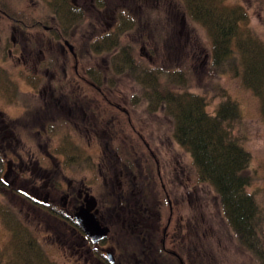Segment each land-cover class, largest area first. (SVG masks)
I'll list each match as a JSON object with an SVG mask.
<instances>
[{
  "label": "flooded vegetation",
  "instance_id": "af4514ba",
  "mask_svg": "<svg viewBox=\"0 0 264 264\" xmlns=\"http://www.w3.org/2000/svg\"><path fill=\"white\" fill-rule=\"evenodd\" d=\"M145 2L0 0V213L13 227L25 226L31 241L42 235L38 241L64 252L68 263L172 264L176 257L184 264L174 248L185 251L188 262L191 249L202 245L203 232L196 226L177 243L185 222L174 221L173 215L186 193L190 200L189 173L181 168L183 189H177L173 202L175 191L165 171L145 153L142 162L138 148L128 150L143 140L153 151L126 106L139 107L141 93L133 94L140 96L137 100L127 99L115 81L116 72L125 73L111 63L116 52H104L105 66L89 52V21L104 27L103 44L120 43L127 16ZM127 131L137 136L134 143L124 140ZM118 139L121 146L115 144ZM77 153L86 154L85 164L68 160L67 154ZM94 155L96 160L89 162ZM89 171L98 172L99 190ZM84 214L89 232L78 221ZM18 261L27 259L14 257Z\"/></svg>",
  "mask_w": 264,
  "mask_h": 264
},
{
  "label": "rangeland",
  "instance_id": "374dc122",
  "mask_svg": "<svg viewBox=\"0 0 264 264\" xmlns=\"http://www.w3.org/2000/svg\"><path fill=\"white\" fill-rule=\"evenodd\" d=\"M225 1L231 5L239 4L243 6V9H246L247 18L241 22V30L246 31L248 29L246 27L254 28L264 40V0ZM145 3L146 6H136L135 10L129 13L130 16H127L126 19L124 36L121 37L118 48H113L109 51L104 48H101V50L96 49L97 45L101 47L103 45V41H101L102 35L100 34L104 27L99 23H91L89 21V52H92L94 57H99L97 60L102 66H105L107 61L103 59L107 56L106 53L116 52L117 54L119 51H124L119 57L116 54L110 57L114 66L118 62L120 63L127 54L124 49L120 48L123 47L129 48L130 52L132 51L135 55H141L144 58V62H141L143 65H151L153 68H157V65L174 66L181 70L183 69L186 75L181 77L179 72L178 76L176 75L179 80L177 83L183 86L188 84L186 87L189 89L198 93H206L210 111H213L217 103L227 97L237 101L242 114V125L238 128V133L244 137L243 143L251 153L248 171L252 173L253 179L249 189L257 188L258 192H260L259 195L264 196V116L261 110L260 98L243 83L240 75H236V73L227 69L218 71L213 66L211 61L212 35L207 26L194 18L185 0H146ZM128 56H131V54ZM117 59L119 60L117 61ZM117 78L118 83L128 96L127 99L137 100L135 97L140 98V96L133 97L136 92L141 93V85L138 87L139 82L133 77L132 72L125 70L124 75L123 73L117 75L116 72L115 81ZM137 89L139 90L137 91ZM141 101L143 100L141 99ZM126 106L129 110L132 109V121L136 128L140 130L142 138L153 147V151L150 153L141 139L142 141L139 140V142L141 141L142 146L136 144L133 148L128 147V150L135 151L138 148L142 162H145V158L142 156L145 153L150 163L153 165L158 163L162 173L165 171L167 175L165 181H170L168 183L175 191L172 194L173 202L177 200L176 197L179 194L177 189H183L181 186V168L189 173V183L192 187L191 189H193L188 196L190 200L187 199V193L186 195L184 194L183 203L178 208H175L173 215L174 221L185 222L183 231L177 235V243H179L183 235L186 237L187 231L194 230L193 227L197 224L203 232V236H201L203 240L199 241L203 242L208 248L205 252L210 254L208 256H211L210 261H212V264H260L252 252L246 250L232 236L231 228L223 215L213 185L208 181L199 180L191 153L174 137L172 118L165 114L163 109L150 110V108L145 106L144 102L139 107H133L128 102ZM128 131L123 135L124 140L127 142L133 141L134 143V137L137 136H130ZM115 144L121 146V140H115ZM96 157L94 155L90 159L89 156V162L96 160ZM67 158L74 163L85 164L87 162L86 154L81 155V157L79 153L67 154ZM97 176V171H89V178L95 180ZM93 179L92 181H94ZM173 180L174 183L172 185L171 181ZM93 183L97 184L96 188L98 190L100 187L102 188L101 180H95ZM160 185L161 181L158 180L155 186L156 196L158 197L163 195ZM172 189L170 188L169 191H172ZM164 213L162 214L163 223L166 222L169 213L168 207L164 209ZM16 220L20 222V220ZM13 226L12 222L2 217L0 213V251L7 250V247L10 248L0 264H49V262L53 264V262L49 261L50 258L59 260L55 264H74L68 263L65 260L64 252H61L58 248L45 245V242L41 240L38 241L39 238L42 239V235L35 237L36 243L40 245L38 246L40 250H34L29 255L27 254L28 256L24 255L25 257H23L27 261L15 263V256L12 250V248L15 249V246L12 247L11 245L12 242L14 243L18 239L15 235L17 232H15V229L19 226V228H23L20 231L25 234H27L26 231L28 230L23 225H17L16 228ZM8 227L14 228L12 238L7 230ZM202 232L200 235H202ZM29 235V238H32L30 232ZM24 237L26 240V235ZM167 239L168 245L173 247L171 239ZM189 239L191 240V238ZM194 242L197 241L194 240ZM179 244L181 245V243ZM174 249L178 250L179 253H183L179 247ZM185 253L184 251L183 254ZM182 258L185 261L184 264H188L184 255ZM204 264H208V262L205 260Z\"/></svg>",
  "mask_w": 264,
  "mask_h": 264
},
{
  "label": "trees",
  "instance_id": "16d2710c",
  "mask_svg": "<svg viewBox=\"0 0 264 264\" xmlns=\"http://www.w3.org/2000/svg\"><path fill=\"white\" fill-rule=\"evenodd\" d=\"M185 2L194 18L207 26L212 35L213 66L218 71L227 69L240 75L243 83L260 98L264 116V40L254 28L241 30V22L247 18L246 9L225 0ZM118 45L103 44L101 48L111 50ZM120 48L127 54L116 66L132 72L141 84L145 106L152 111L163 109L172 118L174 137L191 153L199 180L213 185L232 236L264 264V196L259 195L257 188L249 189L253 179L248 171L251 153L243 143L244 137L238 133L242 125L238 102L227 97L210 111L206 93L177 83L179 72L181 77L186 75L183 69L146 66L141 63L144 62L141 55H135L129 48ZM195 226L198 228L197 224ZM17 229L23 230L15 229L18 239L11 245L15 246L12 248L15 257L22 259L39 247L31 241L28 231L25 234ZM201 246L191 249L188 264H204L205 260L212 264L210 254L205 252L208 248L204 243ZM6 249L0 251V262L10 248ZM183 253L180 254L183 256ZM148 257L152 258L150 254ZM174 259L172 264H181L176 257Z\"/></svg>",
  "mask_w": 264,
  "mask_h": 264
},
{
  "label": "water",
  "instance_id": "95a60500",
  "mask_svg": "<svg viewBox=\"0 0 264 264\" xmlns=\"http://www.w3.org/2000/svg\"><path fill=\"white\" fill-rule=\"evenodd\" d=\"M78 221L80 222L81 226L87 231L89 232V216L87 214H84V215H80L78 217ZM93 228L97 229L98 226H97V222H95L93 225H92ZM108 230V228L106 227L104 229V233ZM103 232V231H102ZM101 232V233H102Z\"/></svg>",
  "mask_w": 264,
  "mask_h": 264
}]
</instances>
